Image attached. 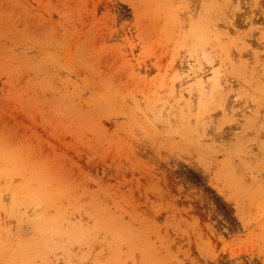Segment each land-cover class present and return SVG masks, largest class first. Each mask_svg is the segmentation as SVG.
Segmentation results:
<instances>
[{
  "label": "rangeland",
  "instance_id": "1",
  "mask_svg": "<svg viewBox=\"0 0 264 264\" xmlns=\"http://www.w3.org/2000/svg\"><path fill=\"white\" fill-rule=\"evenodd\" d=\"M0 264H264V0H0Z\"/></svg>",
  "mask_w": 264,
  "mask_h": 264
}]
</instances>
